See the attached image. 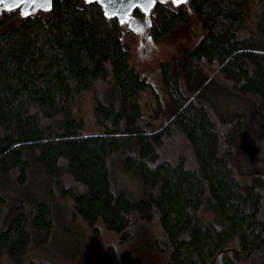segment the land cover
<instances>
[{
    "label": "trees",
    "instance_id": "obj_1",
    "mask_svg": "<svg viewBox=\"0 0 264 264\" xmlns=\"http://www.w3.org/2000/svg\"><path fill=\"white\" fill-rule=\"evenodd\" d=\"M191 5L205 33L180 58L162 63L168 105L158 99L151 118L141 96L152 84L132 64L118 17L107 16L99 2L50 0L48 18L36 14L20 21L16 10L3 12L0 206L36 168L61 197L71 199L73 216L88 223L94 237L102 224L128 243L136 239L134 220L156 221L165 241L150 242L164 255L162 264L264 262V178L252 171L246 182L239 181L232 158L234 136L244 124L224 141L210 94L220 85L253 97L264 119V0H191ZM133 13L145 15L139 7ZM153 14L155 40L189 21L184 4L157 2ZM203 63L215 66L230 85L211 77ZM103 82L94 107L102 130L86 133L77 98ZM160 117L164 122L154 127ZM172 130L187 140L192 162L160 159L159 148ZM116 164L141 181V198L116 187ZM21 194L13 215L0 225V257L8 264H49L27 262L26 255L35 234L49 235L55 228L52 195ZM109 255L110 264H119L113 247Z\"/></svg>",
    "mask_w": 264,
    "mask_h": 264
},
{
    "label": "rangeland",
    "instance_id": "obj_2",
    "mask_svg": "<svg viewBox=\"0 0 264 264\" xmlns=\"http://www.w3.org/2000/svg\"><path fill=\"white\" fill-rule=\"evenodd\" d=\"M157 2L172 8L184 4L189 13L187 23L179 24L160 40H155L151 31L155 23L153 8ZM10 10H16V21L36 14L48 18L51 14L50 0H0V19L3 12ZM141 10L145 13L144 17H138L131 11L125 19L119 18V21L125 43L131 53L132 64L152 84V88H148L141 96L144 114L151 118L157 109L158 99L163 105H168V96L161 74L162 63H172L174 58H180L185 50L194 47L204 35L205 29L191 5V0H153V6L149 10L142 8ZM202 66L211 77L212 73L217 75L215 66L208 63H203ZM217 77L219 81L227 83L221 75ZM105 87L104 82L98 83L95 89L86 90L77 98L75 110L77 115L86 120V133L102 130L95 118L94 107L97 91L102 93ZM221 88L220 85L215 86L216 91L214 93L211 91L210 94L217 107V112H211L222 138L234 131L238 124H244L242 130L234 136L232 162L236 175L240 182H246L252 171L260 172V176L264 178V119L253 103L254 98L239 96ZM164 120V117L154 119V127H159ZM159 155L160 159L173 162L180 157L186 158L188 163L193 160L187 140L175 130L164 136ZM114 180L116 187L128 191L132 197L141 198L144 195L141 181L125 171L121 164L115 165ZM24 192H33L45 198H50L51 194L55 215V228L49 235L40 233L34 235L27 251V262L36 260L46 261L49 264H110L109 248L113 247L119 256V264L164 263V255L157 248L151 247L150 242L154 239L165 241L158 222L134 220L132 234L136 239L128 243H122L119 235L106 229L102 224H99L100 235L94 237L90 225L82 218L73 216L71 199L61 197L55 191L52 182L36 168L32 169L27 183L12 189L11 195L7 197L8 203L0 206V225L13 215L12 205L16 201L15 198ZM261 194V218L264 220V186ZM144 242L147 245H143ZM0 264H8V260L0 257ZM243 264H264V262L253 258Z\"/></svg>",
    "mask_w": 264,
    "mask_h": 264
},
{
    "label": "water",
    "instance_id": "obj_3",
    "mask_svg": "<svg viewBox=\"0 0 264 264\" xmlns=\"http://www.w3.org/2000/svg\"><path fill=\"white\" fill-rule=\"evenodd\" d=\"M99 2L107 16H116L118 19L125 17L135 7L149 10L153 6V0H89Z\"/></svg>",
    "mask_w": 264,
    "mask_h": 264
},
{
    "label": "bare ground",
    "instance_id": "obj_4",
    "mask_svg": "<svg viewBox=\"0 0 264 264\" xmlns=\"http://www.w3.org/2000/svg\"><path fill=\"white\" fill-rule=\"evenodd\" d=\"M125 17H126V16H125ZM125 17H123L122 20L125 19Z\"/></svg>",
    "mask_w": 264,
    "mask_h": 264
}]
</instances>
